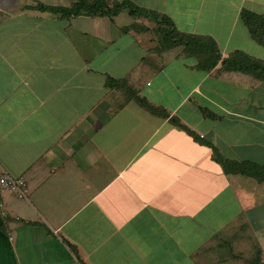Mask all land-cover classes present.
<instances>
[{
	"label": "crops",
	"instance_id": "obj_1",
	"mask_svg": "<svg viewBox=\"0 0 264 264\" xmlns=\"http://www.w3.org/2000/svg\"><path fill=\"white\" fill-rule=\"evenodd\" d=\"M113 1L264 62L241 18L264 0ZM72 2L0 0V163L28 187L1 196L0 264H264V178L214 158L264 165V80L162 50L155 21L127 9L36 8Z\"/></svg>",
	"mask_w": 264,
	"mask_h": 264
},
{
	"label": "trees",
	"instance_id": "obj_2",
	"mask_svg": "<svg viewBox=\"0 0 264 264\" xmlns=\"http://www.w3.org/2000/svg\"><path fill=\"white\" fill-rule=\"evenodd\" d=\"M36 8L42 11H48L54 14H60L64 18L77 15L87 16H114L122 9H127L130 16L134 18L149 17L156 23L155 33L159 48L162 50L180 47L186 55L197 57V67L203 71H209L219 62L224 70L238 71L249 74L257 79L264 80V62L251 57L241 50L230 53L227 57L221 59V54L213 39L200 35H192L178 31L168 17L159 15L152 11L144 10L129 1L114 2L113 0H73L67 6H52L38 3ZM241 18L249 29L251 36L260 44L264 45V16L249 11H242ZM134 25L131 26L133 28ZM125 30L128 27L124 28ZM159 36V38H158ZM107 87H122L126 99H133L140 106L146 108L154 114L163 117H169V114L163 108H157L149 103L144 97L135 93L123 81L108 77ZM206 115H212L208 110L203 109ZM174 125L192 134L190 129L179 121L176 117H169ZM215 150V149H214ZM214 158L222 165L226 172L241 173L261 180L264 178V165H260L248 160L231 161L221 159L216 152Z\"/></svg>",
	"mask_w": 264,
	"mask_h": 264
},
{
	"label": "built area",
	"instance_id": "obj_3",
	"mask_svg": "<svg viewBox=\"0 0 264 264\" xmlns=\"http://www.w3.org/2000/svg\"><path fill=\"white\" fill-rule=\"evenodd\" d=\"M27 179L23 175L9 173L0 163V209L3 207L1 196L4 193L15 195L19 198H27ZM4 214L3 210L0 211Z\"/></svg>",
	"mask_w": 264,
	"mask_h": 264
},
{
	"label": "rangeland",
	"instance_id": "obj_4",
	"mask_svg": "<svg viewBox=\"0 0 264 264\" xmlns=\"http://www.w3.org/2000/svg\"><path fill=\"white\" fill-rule=\"evenodd\" d=\"M158 38H159V36H158Z\"/></svg>",
	"mask_w": 264,
	"mask_h": 264
}]
</instances>
